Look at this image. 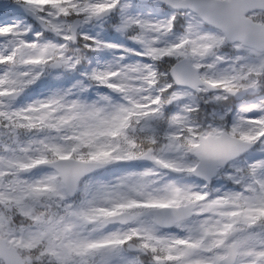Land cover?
Returning a JSON list of instances; mask_svg holds the SVG:
<instances>
[{
    "label": "snow or ice",
    "instance_id": "6c2138e0",
    "mask_svg": "<svg viewBox=\"0 0 264 264\" xmlns=\"http://www.w3.org/2000/svg\"><path fill=\"white\" fill-rule=\"evenodd\" d=\"M0 264H264V0H0Z\"/></svg>",
    "mask_w": 264,
    "mask_h": 264
}]
</instances>
